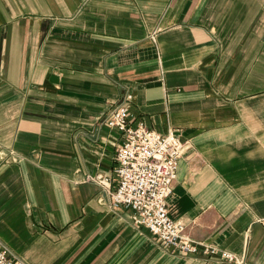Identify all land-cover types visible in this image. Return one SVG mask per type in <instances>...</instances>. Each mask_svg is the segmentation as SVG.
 <instances>
[{
    "label": "crops",
    "instance_id": "0c3cea01",
    "mask_svg": "<svg viewBox=\"0 0 264 264\" xmlns=\"http://www.w3.org/2000/svg\"><path fill=\"white\" fill-rule=\"evenodd\" d=\"M155 37V39L153 38ZM130 118L186 142L170 216L264 264V0H0V238L26 264H223L113 208Z\"/></svg>",
    "mask_w": 264,
    "mask_h": 264
},
{
    "label": "built area",
    "instance_id": "2783aa9c",
    "mask_svg": "<svg viewBox=\"0 0 264 264\" xmlns=\"http://www.w3.org/2000/svg\"><path fill=\"white\" fill-rule=\"evenodd\" d=\"M131 98L127 95L126 101L116 105L105 119L109 127L124 134L116 151L115 187H111L109 177H98L109 193L111 206L131 208L137 225L145 226L163 245L183 254L197 253L202 247L204 253L217 255L223 264H244L234 253L192 238L186 233V225L170 216L168 198L186 142L175 130L162 134L143 122L132 121ZM0 264L26 263L12 256L0 238Z\"/></svg>",
    "mask_w": 264,
    "mask_h": 264
}]
</instances>
